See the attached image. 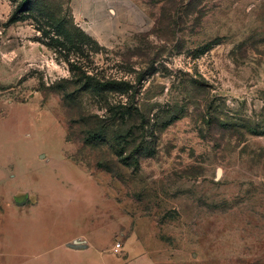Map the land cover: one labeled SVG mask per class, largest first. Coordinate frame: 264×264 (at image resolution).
<instances>
[{"label":"rangeland","instance_id":"1","mask_svg":"<svg viewBox=\"0 0 264 264\" xmlns=\"http://www.w3.org/2000/svg\"><path fill=\"white\" fill-rule=\"evenodd\" d=\"M21 1L0 0V264H264V0Z\"/></svg>","mask_w":264,"mask_h":264},{"label":"trees","instance_id":"2","mask_svg":"<svg viewBox=\"0 0 264 264\" xmlns=\"http://www.w3.org/2000/svg\"><path fill=\"white\" fill-rule=\"evenodd\" d=\"M36 1H40V0H36ZM31 2H32V0H23V1H21L17 5V11L18 12H24V11L28 10L30 8V6H31ZM73 27L76 30H80L76 26H73ZM78 74H82L81 77L84 78L85 80H88V81H93L95 79V74H90V73H88V70H85V69H83V70L79 69ZM88 84H89L88 87L95 88L98 91L111 90L110 87H108V84H110V82H106V83H103V84H99L97 82L96 85L94 83L88 82ZM86 85H87V83H86ZM111 110H112V112L114 111L113 109H111ZM114 112L116 114L118 111H114ZM121 115L123 116L124 113L122 112ZM131 136H133V135H131V133H128L127 135L118 134L117 135V139H118V141H127V140L129 141V140H132ZM118 154H119L122 162H124L125 164H131V162H132L131 156L125 155V153L123 151L119 152Z\"/></svg>","mask_w":264,"mask_h":264},{"label":"crops","instance_id":"3","mask_svg":"<svg viewBox=\"0 0 264 264\" xmlns=\"http://www.w3.org/2000/svg\"><path fill=\"white\" fill-rule=\"evenodd\" d=\"M100 2V1H99ZM98 3V2H97ZM75 5V4H74ZM100 4H92V6H88V9H92V12H97L98 14H104L105 13V11L104 10H102L101 8H100V6H99ZM75 7H76V5H75ZM109 12L111 13V14H113V15H115L116 14V10L115 9H113L112 7L111 8H109ZM76 14H77V10H76ZM27 204V203H26ZM25 204V205H26ZM22 206H24V205H22ZM73 239H75V237H73V236H70V237H68V238H66V240H65V244H66V246L68 247V248H70V250H79V249H74V248H71V247H69L68 246V243H70L71 241H73Z\"/></svg>","mask_w":264,"mask_h":264},{"label":"water","instance_id":"4","mask_svg":"<svg viewBox=\"0 0 264 264\" xmlns=\"http://www.w3.org/2000/svg\"><path fill=\"white\" fill-rule=\"evenodd\" d=\"M27 200H28V196L21 201L17 199L16 202L18 205H25L27 203ZM68 246L74 249H83L87 247V245L80 240H74L73 242L68 243Z\"/></svg>","mask_w":264,"mask_h":264},{"label":"built area","instance_id":"5","mask_svg":"<svg viewBox=\"0 0 264 264\" xmlns=\"http://www.w3.org/2000/svg\"><path fill=\"white\" fill-rule=\"evenodd\" d=\"M123 249V245L121 242H116L113 248L114 253H119Z\"/></svg>","mask_w":264,"mask_h":264}]
</instances>
